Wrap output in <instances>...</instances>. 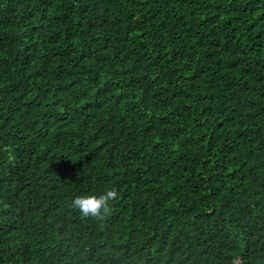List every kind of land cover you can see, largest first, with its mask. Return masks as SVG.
<instances>
[{
    "label": "trees",
    "instance_id": "trees-1",
    "mask_svg": "<svg viewBox=\"0 0 264 264\" xmlns=\"http://www.w3.org/2000/svg\"><path fill=\"white\" fill-rule=\"evenodd\" d=\"M0 264H264V0H0Z\"/></svg>",
    "mask_w": 264,
    "mask_h": 264
},
{
    "label": "clouds",
    "instance_id": "clouds-1",
    "mask_svg": "<svg viewBox=\"0 0 264 264\" xmlns=\"http://www.w3.org/2000/svg\"><path fill=\"white\" fill-rule=\"evenodd\" d=\"M116 196L115 191L110 188L100 195L78 196L72 201V206L79 210L84 216L99 217L108 212L109 202Z\"/></svg>",
    "mask_w": 264,
    "mask_h": 264
}]
</instances>
